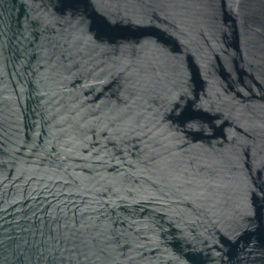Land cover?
Returning a JSON list of instances; mask_svg holds the SVG:
<instances>
[{"label": "water", "instance_id": "obj_1", "mask_svg": "<svg viewBox=\"0 0 264 264\" xmlns=\"http://www.w3.org/2000/svg\"><path fill=\"white\" fill-rule=\"evenodd\" d=\"M0 264H264V0H0Z\"/></svg>", "mask_w": 264, "mask_h": 264}]
</instances>
